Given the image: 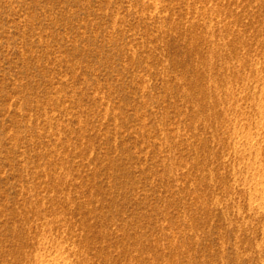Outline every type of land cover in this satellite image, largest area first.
I'll return each instance as SVG.
<instances>
[{"label":"rangeland","instance_id":"obj_1","mask_svg":"<svg viewBox=\"0 0 264 264\" xmlns=\"http://www.w3.org/2000/svg\"><path fill=\"white\" fill-rule=\"evenodd\" d=\"M0 264H264V0H0Z\"/></svg>","mask_w":264,"mask_h":264}]
</instances>
